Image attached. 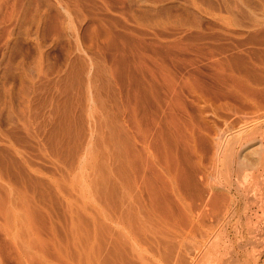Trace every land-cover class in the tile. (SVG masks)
I'll return each instance as SVG.
<instances>
[{"label":"rangeland","instance_id":"1","mask_svg":"<svg viewBox=\"0 0 264 264\" xmlns=\"http://www.w3.org/2000/svg\"><path fill=\"white\" fill-rule=\"evenodd\" d=\"M0 264H264V0H0Z\"/></svg>","mask_w":264,"mask_h":264},{"label":"bare ground","instance_id":"2","mask_svg":"<svg viewBox=\"0 0 264 264\" xmlns=\"http://www.w3.org/2000/svg\"><path fill=\"white\" fill-rule=\"evenodd\" d=\"M242 133L241 132H239V133H236L235 135H237V136H240ZM171 137V136H170ZM172 138V137H171ZM174 138H172V140H173ZM175 140V139H174ZM173 140V141H174ZM173 141H170V142H173ZM168 142V141H167ZM166 142V140H165V144L167 143ZM169 142V143H170ZM168 146H166L165 147V154H164V156L163 157H161L162 159L161 160H163L164 162H162V164H164L163 166V170H164V172H162L163 173V175H164V179L166 178V176H169L170 175V173L174 170V172H177V174L179 175V177L184 181V183L186 184L187 183V177H186V175H185V172L181 169L182 168V166L179 164V161H178V158H177V156H176V154H173L172 152H171V148H175V146H178V145H180V142L179 141H177V140H175V142H174V144L172 143V145L171 144H167ZM164 142H163V148H164ZM181 146V145H180ZM179 146V147H180ZM177 148V147H176ZM160 150H161V148H160ZM163 150V149H162ZM173 151V150H172ZM156 158V157H155ZM161 160H156V167H158V166H161L162 164H161ZM230 161V160H229ZM161 164V165H160ZM154 165V166H155ZM227 166V165H226ZM239 167V166H238ZM242 167V166H241ZM156 170H159V168H156ZM162 170V171H163ZM154 171H155V168H154ZM158 172V171H157ZM157 172H155V174H154V177H153V179H155V180H153V182H152V184L153 185H151V189H153V193H152V195H153V197H152V199H153V203H152V205H153V210L154 211H157L158 212V209H159V206H160V204H159V199H161L162 197H161V193L162 192H164V191H162L160 188H159V186H158V183H159V181H161V178H162V176H160V174H158ZM159 172H161L160 170H159ZM238 173V172H237ZM171 174H175V173H171ZM171 176V175H170ZM227 177V176H226ZM168 178V177H167ZM172 178V177H171ZM189 178V177H188ZM231 179V178H230ZM192 183V182H191ZM163 185H165V188L164 189H166L167 190V185H166V182H165V184H163ZM192 185V184H191ZM168 186H170V185H168ZM168 188H171V187H168ZM169 190V189H168ZM171 190V189H170ZM166 193H167V191H166ZM165 192H164V194L162 195L163 197H164V195L166 194ZM217 196V195H216ZM161 197V198H160ZM163 199V198H162ZM161 199V200H162ZM181 199V198H180ZM182 200V199H181ZM213 201L209 204V206L211 207H214L216 204H215V200L214 199H212ZM185 202V200L183 201V203ZM187 206V205H186ZM208 206V204H206V206H204V207H207ZM189 208H192L191 206H188ZM188 207H184L185 208V210H187V208ZM210 207H209V209H210ZM189 210V209H188ZM193 210V209H192ZM207 210V209H206Z\"/></svg>","mask_w":264,"mask_h":264}]
</instances>
